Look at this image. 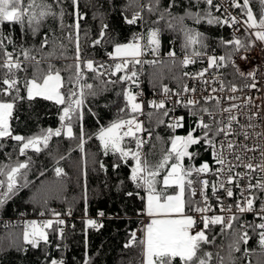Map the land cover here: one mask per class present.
I'll use <instances>...</instances> for the list:
<instances>
[{
	"label": "snow or ice",
	"instance_id": "6c2138e0",
	"mask_svg": "<svg viewBox=\"0 0 264 264\" xmlns=\"http://www.w3.org/2000/svg\"><path fill=\"white\" fill-rule=\"evenodd\" d=\"M141 9H147L152 13L159 9L160 0H149L148 4L139 5V0H133ZM228 8H224L223 14L217 16L213 14L220 12L222 3L217 0H189L188 7L184 9V16H174L172 9L177 7L178 0H170L167 7L160 15V20L165 19V15L170 17L167 27L175 30L176 21L180 25L183 34V48L185 54L180 63L187 67L196 63L198 58L206 57L207 66L199 72L184 76L192 80L201 81L205 87L198 88L183 84L180 90L173 92L167 86L162 89L163 98L160 100L148 101V106L155 110L158 116V123L165 124L166 121L159 117H170V112L174 109L167 107L171 102L174 105H181L188 110L189 115L196 117L195 128H192L187 135H172L169 139L170 147L163 153L157 163L149 161L144 147L148 139L152 137V132L143 127V123L138 120V114H143V102H138L137 96L130 90L124 89L122 96L125 105L119 108V113L123 117L114 120L109 126L101 127L96 135L100 142L104 154L109 152L118 154V159L113 163V168H119L121 162L127 163L131 160V171L129 180L137 189H143L144 201L143 209L138 215H146L150 221L143 226V239L139 240L142 248V264H212L213 253L203 251L202 246L214 244L216 236L209 239L208 233L215 226H220V235L231 233V243L229 244V257L232 251H239L240 245L247 244L249 240V229L259 236V244L264 247V178H256L252 183V173L259 171L264 174V144L249 141L254 138L264 139V131L257 132L259 127L254 120L259 118V111L249 114L246 111H237L241 106L231 103L224 107L221 98L214 95L218 92L228 91L236 93L241 89L236 83L224 82L219 70L231 65L235 69L234 75L241 79L250 80V83L243 84L244 88H257L256 71L243 72L236 65L233 57L241 50L247 51L255 46L257 42L264 45V0H258L260 13L257 16L252 9V0H225ZM63 0H54L56 6H61ZM205 7L199 11L193 8ZM71 15L74 16L73 24L70 28L68 40L74 42L75 56L74 64L68 65L71 72L67 80L62 75V70L48 63L47 68L41 67V61L37 60L33 52L37 49L25 48L21 46L19 55H14L16 43L12 35H5L0 32V96L7 99H0V148L4 147L3 141L15 142V151L18 156H26L31 150L40 153L48 147L52 137L61 135L73 138V126L80 123V148L83 150L84 130H83V108L87 96H95L94 85L87 83V73H92L94 79H100L104 75L117 76L121 83L131 81L135 83L137 72L135 65L143 63L140 57L143 55L145 47L151 50L152 54L158 53L160 45V29L154 28L148 31L147 44H141L140 38L133 36L127 43H115L111 52L108 53L112 64L105 65L103 62L94 59H85L80 46V21L85 17L79 12L78 0H71ZM228 9H238V15H232ZM60 26L64 27V12H59ZM57 13L53 3L46 0H0V25L5 23L19 25L24 38H28V33L34 38H39V49L42 50L49 43L47 33L41 36L40 29L43 21L48 17H56ZM192 19L195 23L206 22L209 25L228 26L234 29V33L240 32L244 28L247 36L233 35L231 39H221V46L226 49L225 55H209L203 49L207 48L204 34L192 28L184 26V19ZM143 19L142 11H134L129 18L124 16V22L132 25ZM239 25L240 27H235ZM108 25L104 24L100 30L98 38L92 40L91 47L95 48L105 41ZM254 38V39H253ZM63 45H61L62 47ZM51 55V53H49ZM169 58H174L176 53L170 51ZM22 57V58H21ZM240 59H247L240 56ZM118 61V62H117ZM156 61H152L155 63ZM32 68V75L29 78L26 73ZM103 70V71H102ZM209 70H216L218 75L205 79ZM20 73H25L23 83H21ZM219 81L218 87H211V84ZM117 81H104L116 83ZM23 89V94H22ZM193 94L191 96L187 94ZM204 93H207L205 95ZM175 96L176 99H172ZM36 99L52 101L59 107L60 126L53 129H41L39 133L31 136L14 134L10 121L13 119L14 111L18 101L27 100L29 102ZM229 101L238 99L235 95L227 97ZM203 101V104L201 103ZM214 101V103H212ZM250 101H245L247 104ZM91 111V109H89ZM95 115V113H93ZM150 117L152 113L149 114ZM246 117L247 122L241 123L240 116ZM126 117V118H125ZM207 117V119H205ZM183 116L170 117L167 127L175 132L183 127ZM199 131V135H194ZM146 133L148 139L140 135ZM125 138L134 142L135 147L122 146ZM160 139L159 136L156 137ZM192 145H203L206 150H210L213 167L208 161H204L198 167L195 165L185 166V158L192 160L196 153L190 152ZM259 152V162H256L254 155L249 153ZM9 162H0V207H3L21 187L26 186L27 171L32 163L31 158L24 161L19 159L12 161V154L6 153ZM63 158V157H62ZM104 169L105 165L100 164ZM243 169V171H237ZM55 173L59 177L63 175L62 168H55ZM209 175L215 180L207 179ZM160 178V179H158ZM21 180L24 183H21ZM247 180L246 184L242 181ZM199 185V197L197 200V189ZM233 187L240 189L241 198L235 204L225 206L224 198H233ZM211 188V196L216 200L219 214L214 213L213 205L209 203L210 197L208 189ZM168 189L173 190V194L168 193ZM222 193V194H221ZM132 196L134 193L129 192ZM139 196V192L135 193ZM259 202V210L255 211V205ZM186 208L199 216L186 214ZM235 209V211H233ZM255 211L258 223H241V216L245 213ZM86 212V209H85ZM212 213V214H210ZM45 213L41 212L43 216ZM55 219H46L41 222H26L23 231V241L32 248H39L41 244H49L50 232L55 233L57 238H64L65 220L60 218L61 214L53 212ZM68 215H71L69 212ZM100 216L104 213L100 212ZM86 227L100 228L92 219L84 221ZM203 227L200 228L199 225ZM238 225V226H237ZM199 228V230H197ZM137 243L136 232H131L130 239L124 245L130 248ZM87 247V240H85ZM59 248V245H57ZM48 253L45 252L47 257ZM218 264H225V259L216 254ZM49 264H64L62 259H50ZM84 264H91L90 257L85 255Z\"/></svg>",
	"mask_w": 264,
	"mask_h": 264
},
{
	"label": "trees",
	"instance_id": "16d2710c",
	"mask_svg": "<svg viewBox=\"0 0 264 264\" xmlns=\"http://www.w3.org/2000/svg\"><path fill=\"white\" fill-rule=\"evenodd\" d=\"M53 3L57 13L56 17H48L43 21L40 33L48 34L49 43L42 50L39 49V38H34L28 33V38H24L19 25L5 23L0 25V32L5 35H12L16 48L14 55H19L21 46L25 48L37 49L33 55L41 61V67L47 68L48 63L62 70L65 80L71 72L68 65L74 64L75 45L69 42V25L73 24L74 16L71 15V0H63L61 6H56L54 0H46ZM170 0H160V7L155 12H148L141 9L133 0H78L79 12L85 18L80 21V46L85 59H94L103 62L106 66L112 64L108 58V53L112 51L115 43H127L133 36H141V44H147V35L150 29H160V45L158 53L152 54L147 47L143 50V63L137 64L134 70L137 77L142 76L143 87L149 91L153 87L169 86L173 90L180 89L183 83V73L185 70L202 67L206 64L205 58H198L196 63L187 67L180 63L179 55L185 53L183 48V34L180 31L178 22L173 21L175 30L167 27L170 19L165 15L164 20H160V15L167 7ZM27 3V0H25ZM149 0H139V5L148 4ZM189 0H178L177 7L173 8L174 16H184V9L188 7ZM252 5L256 13L260 12L258 0H252ZM193 8V11L203 9ZM63 10V24L60 26L59 12ZM134 11H142L143 19L136 24L129 25L124 22V16L131 17ZM213 14L221 16L220 12ZM184 26L192 28L204 34L207 48L203 49L207 54L225 55L226 49L221 46V39L228 40L233 35L228 31L227 26L209 25L206 22L195 23L192 19L185 18ZM104 24L108 25L105 41L95 48L91 47L92 40L98 38L100 30ZM247 36L242 32L238 36ZM61 45H63L61 47ZM174 51L176 56L169 58L168 53ZM51 53V55H49ZM22 58V57H21ZM152 61H156L152 63ZM118 62V61H117ZM32 68L30 67L26 75L31 78ZM103 71V70H102ZM224 82L229 81L239 83L243 79L234 75L235 69L231 65L220 69ZM92 73H87V83L94 85L95 96L85 98L83 108V130L84 144L83 150L80 148V123L73 126V138L61 135L52 137L48 147L40 153L28 151L26 156H18L15 151V142L3 141L4 147L0 148V162L8 163L6 153L12 154V161L19 159L24 161L31 158V165L27 171V184L0 207V264H49L50 259H62L64 264H84L85 255L91 259V264H142V248L139 240L142 232L137 235V243L125 248L124 245L130 239L131 232L137 227L140 212L144 207L143 189H137L129 180L132 161L121 162L119 168L112 165L118 159V154L109 152L104 154L96 135L101 127L109 126L114 120L123 117L119 113V108L124 107L125 101L122 91L134 90V83L131 81L121 83L117 76H102L94 79ZM21 83L25 73H20ZM135 78V80L137 79ZM117 81L107 83L104 81ZM23 94V89H22ZM0 99H7L0 96ZM91 109V111H89ZM179 112V111H178ZM95 113V115H93ZM150 113H152L150 117ZM180 116L184 117L183 127L169 131L167 127L168 117L165 124H159L155 110L148 104L143 106V127L152 132V137L148 139L146 133H141L148 143L144 147V152L150 162L157 163L163 153L170 147L169 139L172 135L185 136L195 128L196 117L189 115L187 109L180 110ZM59 107L52 101L36 99L29 102L27 100L18 101L14 111L13 119L10 121L14 134L31 136L39 133L41 129L57 128L60 126L58 119ZM126 118V117H125ZM199 131L194 135H199ZM160 139L157 140L156 137ZM135 147L134 142L125 138L124 145ZM190 152L196 153L192 160L185 158V162L200 163L211 162V152L203 145H192ZM63 157V158H62ZM105 165L104 169L100 164ZM62 168L63 175L57 176L55 168ZM160 179V178H158ZM23 184L24 181L21 180ZM168 192L172 189H168ZM134 195L129 196L127 193ZM139 192V196L135 193ZM86 209V212H85ZM44 219H55L53 212L60 213V218L65 220L64 238H57L55 233L49 235L50 243L39 248H32L23 241V231L26 222L37 221L34 217L42 216ZM71 215H68V213ZM104 215L100 216L99 213ZM21 214L27 215L28 219L20 221ZM92 219L103 227H86L84 221ZM42 220V221H43ZM220 226H215L208 233L209 239L216 236L214 244L202 246L203 251L213 253L212 264H218L215 259L216 254L224 257L225 264H264V249L257 241L256 233L249 229V240L247 244H241L239 251H232L229 257V244L231 243V233L220 235ZM87 240V247H85ZM59 245V248H57ZM47 251L48 255L45 256Z\"/></svg>",
	"mask_w": 264,
	"mask_h": 264
},
{
	"label": "built area",
	"instance_id": "2783aa9c",
	"mask_svg": "<svg viewBox=\"0 0 264 264\" xmlns=\"http://www.w3.org/2000/svg\"><path fill=\"white\" fill-rule=\"evenodd\" d=\"M217 2L223 4V8L220 11V13L222 15L223 11H224V8H228V5L225 2V0H217ZM251 6H252V9H253L254 13L258 16L260 12L256 13V11L253 8V5H251ZM228 10H229V12H231L232 15H238V12H239L238 9H228ZM235 27H240V26L236 25ZM227 28H228V31L232 35L235 34V35L238 36L242 32L246 33L244 28H240V32H236V33H234V29L233 28H230L228 26H227ZM184 54L185 53H182V54L179 55L178 58H179L180 61L183 59ZM209 55H212V54H209ZM240 56H246L247 59H240L239 58ZM142 58H143V55L140 57V59H142ZM233 59H234L236 65L240 68L241 71H243L245 73L253 71V70L256 71V73H257V75H256L257 88H255V89L244 88L243 84L250 83L251 81L243 79L241 82L236 83L238 86L241 87L242 90H240V91H238L236 93H230L228 91L218 92V93H215L214 95H217L218 97L221 98V103H222V105L224 107L229 106L231 103H236L237 105L241 106L239 109H237V111H241V112L246 111L249 114H251L252 112L259 111V113H260L259 118L254 120V123L259 125V127H257L255 129V131H257V132L264 131V45H262L259 42H257L255 44V46L251 47L247 51L241 50V52L236 54L233 57ZM206 66H207V64H205L202 67L193 68V70H188L187 69V70L184 71V73L188 72L190 74H194L196 72H199L201 69L205 68ZM184 73H183V77L184 78H183L182 85L183 84H188L190 87H193V86L197 87L198 88V92H197L196 95H199V89L205 87V85L201 81L192 80L190 77L184 76ZM219 73L222 74L220 70H219ZM217 75H218V73H217L216 70H209V72L206 73L205 79L211 81V78L214 77V76H217ZM143 84L144 83H143V80H142V76L139 75L137 77V79L135 80V83H134V87L135 88H134V90L132 92L134 95L137 96L138 102H143V106L145 104H148V101H150V100H157L158 101V100L163 98L162 89H163V87L165 85L164 86H160V87H153L149 91H146L144 89V87H143ZM218 85H219V81H217L216 83L211 84V87H218ZM167 87L169 89H171L169 86H167ZM171 90L173 92H176V91H178L180 89H177V90L171 89ZM204 94L207 95V93H204ZM187 95L191 96L193 94L189 93ZM229 95H235L236 97H238V99L235 100V101H229L227 99V97ZM172 99H176V97L173 96ZM245 101H250V102L245 104L244 103ZM201 103L203 104V101H201ZM212 103H214V101ZM167 107L169 109H174L173 111L170 112V117H173V116L178 117V116H180V113H179L180 110L181 109L182 110L186 109V108H184L181 105H174L171 102L168 103ZM170 117H168V120H169ZM137 118H138L139 121H141L143 119V114H138ZM205 119H207V117H205ZM240 121H241V123L247 122L246 117L241 115L240 116ZM168 130L172 131L169 128H168ZM257 142L261 143V144H264V139L254 138L252 141H249V145L251 146L253 143H257ZM249 155H254L255 158H256V162H259L260 155H259L258 151L256 153H254V154L253 153H249ZM201 163H203V162H200V163H197V164L195 163L194 165L198 167ZM210 164H212L214 168L217 167L213 163L212 156H211ZM237 171H243V169H237ZM252 176L254 177L253 180H252V183L256 182V178H264V174H261L259 171L252 173ZM207 179H209L210 181H213V180H215V177L212 176V175H209L207 177ZM241 183L242 184H246L247 180L242 181ZM194 187L197 189V197H196V199L199 200L200 199L199 194H198L199 185L197 184ZM233 192H234L233 198H227L225 196V198H224L225 206H227L228 204H233L234 205L236 200L241 198L240 189L233 187ZM208 195L210 197L209 203L213 205L214 213L215 214H219V208L216 206V200H215V198H213L211 196V188L208 189ZM258 210H259V202H257V204L255 205V211H258ZM233 211H235V209H233ZM255 211L252 212V213L243 214L241 216V221L240 222L241 223H258L259 221H258V219L255 216ZM189 214L193 215L195 217L199 216L198 213H194L191 210H189ZM210 214H212V213H210ZM34 218L35 219H39V222H41L44 219L43 216H36ZM149 221H150L149 217H147L146 215H140L139 219H138L137 227L135 228L134 232H136V234L139 235L142 232V230H143V226L146 225ZM199 227L202 228L203 225L200 224ZM197 230H199V228H197ZM256 236H257V241H259V236L257 234H256ZM263 249H264V247H263Z\"/></svg>",
	"mask_w": 264,
	"mask_h": 264
},
{
	"label": "rangeland",
	"instance_id": "374dc122",
	"mask_svg": "<svg viewBox=\"0 0 264 264\" xmlns=\"http://www.w3.org/2000/svg\"><path fill=\"white\" fill-rule=\"evenodd\" d=\"M139 38H140V42H141V36H138ZM180 136H182V135H180ZM184 164H185V166L187 167V166H189V165H194L195 163H194V161H190V163H187V162H185L184 161ZM169 194H173V190L171 191V192H168ZM146 195V194H145ZM144 195V196H145ZM38 216V215H37ZM28 216L26 215L25 216V214H21L20 216H19V219H20V221H22V220H25V219H28L27 218ZM35 219V218H34ZM35 220H38L37 222H39V219H35Z\"/></svg>",
	"mask_w": 264,
	"mask_h": 264
},
{
	"label": "crops",
	"instance_id": "0c3cea01",
	"mask_svg": "<svg viewBox=\"0 0 264 264\" xmlns=\"http://www.w3.org/2000/svg\"><path fill=\"white\" fill-rule=\"evenodd\" d=\"M170 192H171V191H170ZM189 210H190V209L186 208V214H188V215H190V214H189ZM142 238H143V230H142Z\"/></svg>",
	"mask_w": 264,
	"mask_h": 264
}]
</instances>
